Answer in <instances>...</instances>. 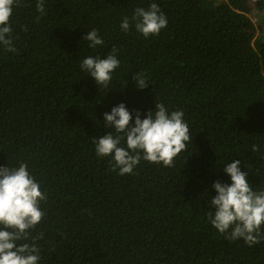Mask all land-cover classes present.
I'll return each instance as SVG.
<instances>
[{"label":"trees","instance_id":"trees-1","mask_svg":"<svg viewBox=\"0 0 264 264\" xmlns=\"http://www.w3.org/2000/svg\"><path fill=\"white\" fill-rule=\"evenodd\" d=\"M21 2L16 51L0 46V167L26 164L45 199L17 244H34L38 264H264V238L249 247L209 222L214 183L231 184L225 164L240 160L264 191V0H45L43 16ZM152 3L168 23L145 38L131 18ZM92 30L103 45L84 41ZM109 54L120 65L100 89L80 65ZM121 103L132 126L156 103L184 113L191 140L172 166L141 158L120 175L97 155L93 140L115 135L104 114Z\"/></svg>","mask_w":264,"mask_h":264},{"label":"clouds","instance_id":"clouds-1","mask_svg":"<svg viewBox=\"0 0 264 264\" xmlns=\"http://www.w3.org/2000/svg\"><path fill=\"white\" fill-rule=\"evenodd\" d=\"M45 0H37V11L45 14ZM22 6L21 0H0V46L6 51L15 52L12 40L11 17L14 8ZM41 17H37L39 20ZM137 32L145 38L158 36L167 26V18L156 3L149 9L137 8L131 18ZM123 31L130 29V20L125 17L120 25ZM84 41L89 47L96 48L104 41L96 30L88 31ZM117 50L113 48L112 52ZM120 62L114 54L106 58L87 57L81 62V69L92 77L97 85L107 89L112 73ZM138 90L148 87L143 74L133 76ZM156 111L149 112L141 119L136 113L132 126V114L121 103L104 114V127L114 130L93 140L99 157H112L114 169L120 175L130 174L144 161L173 165L175 158L186 149L191 140L189 127L184 121L182 111L169 114L164 104L156 103ZM126 142V147L121 144ZM259 145H253L252 151L258 152ZM225 173L231 184L215 182L217 193L211 197L214 213H209V222L227 239L240 240L251 247L260 243L261 229L264 227V191H254L247 179V173L241 171L240 160L225 164ZM45 199L40 185L29 173L27 165L21 163L16 168L0 167V264H38L37 247L32 244H17L28 239L30 229H34L43 218L40 202Z\"/></svg>","mask_w":264,"mask_h":264},{"label":"rangeland","instance_id":"rangeland-1","mask_svg":"<svg viewBox=\"0 0 264 264\" xmlns=\"http://www.w3.org/2000/svg\"><path fill=\"white\" fill-rule=\"evenodd\" d=\"M252 21H253L254 25L256 26V24H255V22H256V19H255V18H253V19H252Z\"/></svg>","mask_w":264,"mask_h":264}]
</instances>
